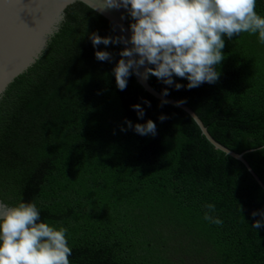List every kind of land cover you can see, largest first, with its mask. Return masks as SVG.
I'll use <instances>...</instances> for the list:
<instances>
[{"label":"trees","instance_id":"16d2710c","mask_svg":"<svg viewBox=\"0 0 264 264\" xmlns=\"http://www.w3.org/2000/svg\"><path fill=\"white\" fill-rule=\"evenodd\" d=\"M255 10L264 17V0ZM92 33L117 37L92 10L69 7L40 58L2 95L0 200L34 202L40 222L67 228L70 264H264V227L252 229L261 217L251 215L264 211V191L189 115L162 105L133 74L119 90L113 69L123 48H94ZM224 39L215 84L189 90L175 76L185 87L156 77L149 84L183 101L221 145L253 150L243 157L264 184V45L258 34ZM96 51L111 61H98ZM148 120L155 136L125 123ZM208 203L222 225L204 220Z\"/></svg>","mask_w":264,"mask_h":264},{"label":"clouds","instance_id":"9594fccd","mask_svg":"<svg viewBox=\"0 0 264 264\" xmlns=\"http://www.w3.org/2000/svg\"><path fill=\"white\" fill-rule=\"evenodd\" d=\"M102 10L123 8L134 21L129 25L131 36L101 37L90 35L94 48L103 44L123 43L126 47L113 69L117 88L127 87L132 74L145 80L156 77L176 90L185 87L174 83L173 77L186 79L187 89L204 83L215 84L221 73L218 67L225 59V39L231 40L241 33L258 34V42L264 45V17L256 12L257 0H102ZM124 18L123 16L121 17ZM131 45V47H127ZM98 61H111L107 51H96ZM144 68L143 73L139 70ZM163 96L169 95L167 89ZM150 107V103L145 101ZM167 101H162V105ZM180 103H183L180 102ZM138 118L144 110L133 105ZM167 117L161 115L163 122ZM141 136H155L156 124L125 121ZM127 129L121 128V131ZM204 220L215 225L223 221L215 212V204L204 205ZM255 218L252 229L264 227V211L251 213ZM41 215L34 202H19L15 206L0 201V264H70L72 249L67 239V228L59 229L40 222Z\"/></svg>","mask_w":264,"mask_h":264},{"label":"water","instance_id":"95a60500","mask_svg":"<svg viewBox=\"0 0 264 264\" xmlns=\"http://www.w3.org/2000/svg\"><path fill=\"white\" fill-rule=\"evenodd\" d=\"M81 4L105 19L116 36H131L126 11L102 10V0H0V99L16 78L25 73L40 58L51 38L59 31L69 7ZM124 17L123 19L121 17ZM124 49L126 45L120 43ZM131 47V45H127ZM143 73L144 68L139 70ZM142 89L158 101H167L191 117L202 136L217 150L241 162L264 191V184L251 169L244 154H238L218 143L197 114L179 100L163 96L149 84V78L133 74ZM263 148V147H261ZM1 201V200H0Z\"/></svg>","mask_w":264,"mask_h":264}]
</instances>
